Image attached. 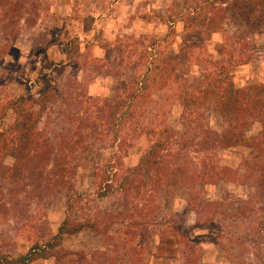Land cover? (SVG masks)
<instances>
[{"label":"trees","instance_id":"1","mask_svg":"<svg viewBox=\"0 0 264 264\" xmlns=\"http://www.w3.org/2000/svg\"><path fill=\"white\" fill-rule=\"evenodd\" d=\"M44 1L0 0V63L20 24L35 26ZM165 12L164 40L124 38L122 47L112 49L119 65L105 75L125 79L115 98L92 97L67 80L61 90L29 87L16 98L0 99V123L10 112L14 116L0 132V218L31 222L33 208L65 200L55 235L27 238L23 255L0 251V264H140L147 243L162 230L178 238L186 255L184 216L163 214L161 206L178 192L186 193L193 226L224 225L218 241L225 243L221 250L229 261L264 264V83H233L234 69L248 62L258 44L264 47V0H170ZM177 25L204 42L220 35L218 56L202 53V46L183 55L167 52L164 44L173 43ZM162 92L180 107L178 130L156 99ZM210 113L219 116L221 132L210 128ZM253 123L260 131L246 139ZM142 138L146 147L137 164L124 166ZM237 149L248 158L236 169L224 165L219 154ZM85 154L97 156L92 195L74 185L75 162ZM6 158L10 167L3 164ZM220 184L248 187L250 194L234 203L199 199L201 188ZM80 234L96 245L75 252L62 248L63 238Z\"/></svg>","mask_w":264,"mask_h":264},{"label":"rangeland","instance_id":"2","mask_svg":"<svg viewBox=\"0 0 264 264\" xmlns=\"http://www.w3.org/2000/svg\"><path fill=\"white\" fill-rule=\"evenodd\" d=\"M101 9H94L105 16L102 22L92 28L90 20L83 19L82 14L87 9L64 12L57 16L56 21L49 15L52 0H45L35 26L20 24V35L13 40L11 48L0 63V99L16 98L26 89L34 92L50 85L57 90L63 89L67 80L75 81L85 87L92 97L115 98L122 91L125 79L123 77L107 76L106 71L116 70L119 65L117 50L126 43L124 38L138 40L139 37H152L164 40L167 26L163 23L166 7L170 0H89ZM121 4L119 17L109 14ZM98 7V8H99ZM105 11V12H104ZM59 20V21H58ZM97 28V29H96ZM175 40L164 44L166 51L173 55H183L185 49L203 47L204 54L218 56L221 36L214 35L208 42L202 37L182 31L180 25L175 27ZM103 51L99 54L97 50ZM201 51V50H200ZM198 50L194 51L197 54ZM101 55V57H100ZM245 65L234 69L233 83L237 88L247 85L264 83V47L258 44ZM183 59V58H181ZM109 62L112 66H107ZM113 67V68H112ZM124 76L125 74L122 73ZM158 101L164 104L169 126L179 129L180 107L173 99L166 98L164 93L156 94ZM14 120L10 112L0 123V132L7 131ZM209 126L216 132L224 128L218 115H208ZM260 131L258 123H253L245 132V138L251 139ZM146 147V141L139 139L129 150L122 163L126 167H134ZM110 154H102L105 160ZM242 149L219 154L224 165L234 169L241 161L248 158ZM97 156L95 154L81 155L75 162V189L80 194L92 195L94 190V168ZM5 166L12 165V159H4ZM186 193L178 192L176 196L167 198L161 203L163 214L174 213L184 216L185 234L188 247L183 248L176 237L169 236L165 230L160 235L150 239L147 249L142 254L140 264H233L221 250L225 243H220L222 225L219 222L205 226H193L195 215L188 211ZM200 200L209 203H222L230 199V203L245 199L250 194V188L231 184L206 186L200 189ZM202 202V201H201ZM102 208L107 202H101ZM29 222L25 218L12 220L0 218V251L11 256L26 253L29 237L55 235L64 219L65 200L57 198L33 208ZM165 216V215H164ZM142 243V242H141ZM220 243V246L217 245ZM96 240L86 234L65 237L62 248L67 251H79L87 246H95ZM187 257V259H186ZM34 264H53L52 260L38 261Z\"/></svg>","mask_w":264,"mask_h":264},{"label":"crops","instance_id":"3","mask_svg":"<svg viewBox=\"0 0 264 264\" xmlns=\"http://www.w3.org/2000/svg\"><path fill=\"white\" fill-rule=\"evenodd\" d=\"M121 4L116 3L115 6H118ZM120 6H118L117 8H115V10H113L109 16H115V17H119V10H121ZM101 9L102 6H98L97 4H90L89 0H52V4L49 10V15L50 17L53 19V21H56L57 16L63 14L64 12H72L73 10H83V9H87L88 12L83 13L82 18L83 19H87L90 20L92 23V28L95 29V27H97V24H100L102 22V18L105 16V14L103 13V11L100 13H98L97 11H94V9ZM99 7V8H98ZM81 10V11H82ZM105 12V11H104ZM59 21V20H58ZM97 29V28H96ZM99 54H103V51L101 50H97ZM101 57V55H100Z\"/></svg>","mask_w":264,"mask_h":264}]
</instances>
